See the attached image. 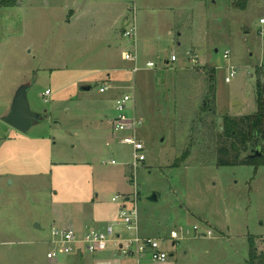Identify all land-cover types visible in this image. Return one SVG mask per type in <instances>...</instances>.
<instances>
[{
	"label": "rangeland",
	"instance_id": "rangeland-1",
	"mask_svg": "<svg viewBox=\"0 0 264 264\" xmlns=\"http://www.w3.org/2000/svg\"><path fill=\"white\" fill-rule=\"evenodd\" d=\"M242 1L0 0V264L73 263L47 259L53 229L118 222L127 198L174 264H247L250 239L264 252V165L219 166L223 118L254 115L264 86V0ZM25 85L47 119L23 134L3 120ZM124 95L142 122L136 168L113 131Z\"/></svg>",
	"mask_w": 264,
	"mask_h": 264
},
{
	"label": "built area",
	"instance_id": "built-area-1",
	"mask_svg": "<svg viewBox=\"0 0 264 264\" xmlns=\"http://www.w3.org/2000/svg\"><path fill=\"white\" fill-rule=\"evenodd\" d=\"M134 2V1H133ZM133 12H135V5H133ZM136 18L130 30L123 31V37L135 40L136 38ZM263 24L264 21L262 20ZM226 52L224 58H228ZM125 61L135 62L136 56L132 54H125ZM177 58L173 55L170 62H176ZM148 68H155L156 65L152 62L147 63ZM139 69L135 68L134 72ZM236 71L230 69V75L226 78V83H230L235 77ZM107 88L100 89V93H106ZM51 93L47 91L45 96H50ZM132 101L131 97L124 95L116 100V117L113 121V131L115 134H123L124 137L120 139V143L128 145L133 149L134 165L138 167L141 163L145 162L143 143L138 139L137 132L142 122L135 116L129 118L126 115L128 104ZM115 165V161L111 162ZM120 197L113 199V203H117ZM131 199L122 200V205L119 210V221L109 224L105 230H99L91 227H86L82 232H78L75 228L60 227L52 231V240L50 243L51 250L47 253V259L50 261H57L60 256H68L76 252L79 247H82L85 252L91 255L102 253L109 248H115L119 251L120 256L125 258H137L140 262L141 259L146 258L154 264H165L169 260V252L165 249V245L169 240H157L150 237H143L139 229V217L137 206L134 205L132 209H128L127 204ZM182 230H175L171 233L170 241L178 242L180 239V232ZM195 233L202 237L211 236L208 232L206 235H200L199 229H194ZM264 244V240H263Z\"/></svg>",
	"mask_w": 264,
	"mask_h": 264
},
{
	"label": "trees",
	"instance_id": "trees-1",
	"mask_svg": "<svg viewBox=\"0 0 264 264\" xmlns=\"http://www.w3.org/2000/svg\"><path fill=\"white\" fill-rule=\"evenodd\" d=\"M6 6H10L9 1H5ZM247 0L236 3L235 8L245 10ZM213 73L210 78H212ZM208 110V111H207ZM209 112V109L202 108V113ZM221 141L219 166H249L259 168L264 165V158L247 159L252 145H263L264 143V86L259 81L257 84V112L246 117L223 118L222 134L219 136ZM248 153V154H247ZM243 154H246L243 156ZM189 157L186 152L184 159ZM249 260L247 264H264V252L262 245L257 247L256 241L250 239Z\"/></svg>",
	"mask_w": 264,
	"mask_h": 264
},
{
	"label": "water",
	"instance_id": "water-1",
	"mask_svg": "<svg viewBox=\"0 0 264 264\" xmlns=\"http://www.w3.org/2000/svg\"><path fill=\"white\" fill-rule=\"evenodd\" d=\"M82 91H90L91 86L83 87ZM29 86H22L16 92L10 111L8 115L4 118V122L12 129L26 134L28 133L35 124L46 120V113L38 114L31 110L29 100H28ZM207 106V104H204ZM264 158V147L263 145H252L250 153L247 159H261ZM151 201H157L156 196L151 198ZM39 228V226H37Z\"/></svg>",
	"mask_w": 264,
	"mask_h": 264
},
{
	"label": "crops",
	"instance_id": "crops-1",
	"mask_svg": "<svg viewBox=\"0 0 264 264\" xmlns=\"http://www.w3.org/2000/svg\"><path fill=\"white\" fill-rule=\"evenodd\" d=\"M118 213H119V210H118ZM111 223H115V222H109V223H107V225H105L103 227L97 225L95 227V229L105 230V228ZM86 227H89V225L84 222L83 225H81L80 227H76L75 229L76 230L78 229L77 230L78 232H82ZM175 245H176V242L175 241L172 242V246L174 247ZM74 254H76L75 255V257H76L75 261L73 263H70V264H119V263L123 264V262H122L123 260L121 258H124V257L120 256L119 251H117V249H115V248H109L107 251L102 252V253H98L95 255L88 254L87 252H85V250L83 248H80L76 252H74L73 255ZM86 256H89L91 258L87 259ZM172 257H173V254L170 255L168 262L165 264H174V262H172V260H171ZM140 262H139L140 264H154V263L150 262L149 260H147L146 258L141 259Z\"/></svg>",
	"mask_w": 264,
	"mask_h": 264
}]
</instances>
